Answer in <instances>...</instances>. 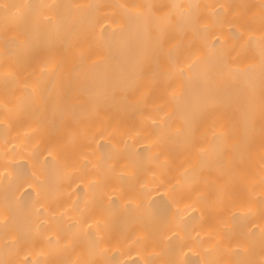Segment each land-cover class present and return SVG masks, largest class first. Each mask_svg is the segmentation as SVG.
<instances>
[{"label":"bare ground","instance_id":"6f19581e","mask_svg":"<svg viewBox=\"0 0 264 264\" xmlns=\"http://www.w3.org/2000/svg\"><path fill=\"white\" fill-rule=\"evenodd\" d=\"M0 264H264V0H0Z\"/></svg>","mask_w":264,"mask_h":264}]
</instances>
